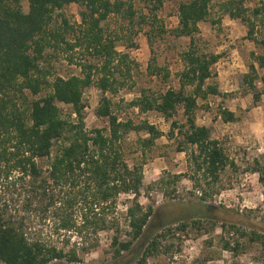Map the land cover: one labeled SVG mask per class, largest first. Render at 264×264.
I'll use <instances>...</instances> for the list:
<instances>
[{"label":"trees","instance_id":"obj_1","mask_svg":"<svg viewBox=\"0 0 264 264\" xmlns=\"http://www.w3.org/2000/svg\"><path fill=\"white\" fill-rule=\"evenodd\" d=\"M24 1L0 0V261L79 262L80 251L88 253L97 248L100 233L112 231V258L116 264H131L125 260L135 242L157 227L151 223L154 204L144 205L140 200L143 191L151 187L144 183L143 163L129 164L123 140L130 131H145L149 136L139 137L138 142L150 147L163 133L147 120L139 123L121 120L114 112L108 93L123 88L139 63L129 52L118 51L121 36L107 32L103 22L121 13L133 20L137 15L135 0H27V11ZM149 1L150 18L153 23L161 22L158 11L164 0ZM212 1L187 0L179 4V23L173 32L178 37L190 38L188 49L183 52L185 67L180 74V87H169L160 94L142 90L130 102L143 112L156 110L171 121L168 135L176 137L177 129L179 151L191 147L194 171L189 177L200 189L203 200L219 193L215 187L221 173L229 166L236 167L220 140L212 136L211 128L199 124L196 116L199 100L220 91L213 69L221 54L203 50L197 40L200 23L211 15ZM72 3L79 6L78 24L70 23L62 12ZM245 5V0H225L221 8L231 18L245 23L246 37L262 49L260 53L251 52L254 62L243 75L244 85L253 93L255 102H259L264 95V73L259 70L264 69V37H256V28L257 21L264 25V0L254 8ZM57 15L62 20L52 26ZM158 27L160 33L166 32L163 26ZM47 48L56 52L83 49L85 58L76 62L81 73L68 77L54 74L48 65L42 64ZM69 61L75 62L72 55ZM148 69L150 75L164 71L155 58ZM164 76L168 77V72ZM94 85L101 91L96 114L107 117L109 124L88 129L84 92ZM60 103L71 105L76 117L72 113L65 116ZM179 109L183 111L182 121L176 117ZM222 118L226 122L238 119L235 112L226 108ZM44 160L47 165H43ZM254 169L260 172V181L264 183V154L262 160H256ZM184 175L161 177L158 183L171 196ZM123 193L133 195L125 227L116 211ZM33 212L39 219L52 213L55 233H65L61 244L29 232ZM189 225L183 221L151 235L142 254L133 256L135 264H149L151 258L171 254L176 244L169 242V236H177L179 230L185 231ZM232 228L247 236V241L264 242L263 234L256 230L248 232L236 225ZM72 234L78 238L77 242H71ZM241 247L239 241L235 246L229 240L224 243V249L234 256L240 254ZM207 261V257H198L192 263L207 264Z\"/></svg>","mask_w":264,"mask_h":264},{"label":"rangeland","instance_id":"obj_2","mask_svg":"<svg viewBox=\"0 0 264 264\" xmlns=\"http://www.w3.org/2000/svg\"><path fill=\"white\" fill-rule=\"evenodd\" d=\"M182 1L187 0H164L158 11L161 20L158 23H153L150 18L148 6L152 5L149 0L134 1L137 15L133 20L121 13L113 14L103 22L107 32H117L121 36L118 51L129 52L131 58L139 63V68L133 70L132 77H127V84L123 88L116 93H108L114 112L121 120L132 119L135 123L147 120L163 133L150 147L138 142L139 137L149 136L145 131H130L123 140L124 156L129 164L143 163L144 183L151 187L143 191L140 200L144 205L154 204L151 223L157 227L135 242L125 261L135 264L133 256L142 254L151 235L188 221L190 225L185 231L179 230L177 236H169V242L176 244L174 251L151 258L149 264H193L198 257H207V264H264V242L247 241V236L232 228L236 225L248 232L256 230L264 236V183L260 181V172L254 169L256 160H262L264 154V95L259 102H255L253 93L243 83V75L248 72L249 64L254 62L251 52L260 53L262 49L246 37L248 29L245 23L224 13L221 4L225 0L212 1L211 15L200 23V32L197 34L203 50L221 54L213 69L217 73L220 91L216 95H209L207 99H200L196 113L197 122L211 128L212 136L220 140L236 165L229 166L221 173V180L215 187L219 193L206 200L201 199L200 189L189 177L194 171L190 159L191 147L184 151L177 149V129L176 137L170 138L168 135L171 121L156 110L143 112L130 105L131 100L140 96L142 90L160 94L169 87H180V74L185 67L183 52L188 49L190 42L189 37H178L173 32L179 23V4ZM261 2L245 0V6L254 8ZM23 6L26 11L29 9L27 0ZM62 12L70 23H80L79 6L76 3L66 6ZM248 13L251 14V10ZM142 16H146V20ZM61 20L62 17L57 15L52 26L60 24ZM257 24L256 37L260 39L264 37V25L258 21ZM158 25L163 26L166 32L160 33ZM82 50L62 49L56 52L47 48L42 64L48 65L54 74L64 77L80 74L81 68L76 62L85 58ZM71 55L75 59L74 63L69 61ZM152 58H155L158 66L164 67L159 75L149 73L148 65ZM259 70L264 73V69ZM165 72H168V77L164 76ZM259 86H262L261 82ZM100 97L101 91L95 85L84 92L87 102L85 124L88 129L107 127L109 124L107 117L96 114ZM60 106L65 116L72 113L71 116L76 117L71 105L60 103ZM225 108L235 112L238 119L224 121L222 111ZM176 117L180 121L184 119L182 109H179ZM42 163L47 165L48 161ZM177 173L186 175L177 183L175 194L168 196L158 182L161 177L167 178ZM132 198V194L123 193L118 199L116 211L123 227L127 225L126 213ZM195 221H201L202 224L198 225ZM30 227L29 232L33 236L37 234L46 239L51 238L58 244H61L65 235L62 232L55 233L52 213L48 218L39 219L33 212ZM112 235V231H102L99 246L88 253L80 251L82 259L79 262L64 260L51 264H116L110 251ZM123 237L128 238L127 235ZM226 240L234 246L237 241L241 243L238 256L224 249ZM77 241L78 238L72 234L71 242ZM0 264L3 262L0 261Z\"/></svg>","mask_w":264,"mask_h":264},{"label":"built area","instance_id":"obj_3","mask_svg":"<svg viewBox=\"0 0 264 264\" xmlns=\"http://www.w3.org/2000/svg\"><path fill=\"white\" fill-rule=\"evenodd\" d=\"M201 193V192H200Z\"/></svg>","mask_w":264,"mask_h":264}]
</instances>
